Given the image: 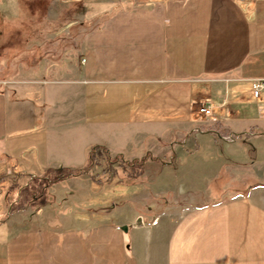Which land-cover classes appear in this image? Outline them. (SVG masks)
<instances>
[{
  "label": "crops",
  "instance_id": "crops-1",
  "mask_svg": "<svg viewBox=\"0 0 264 264\" xmlns=\"http://www.w3.org/2000/svg\"><path fill=\"white\" fill-rule=\"evenodd\" d=\"M61 11L31 27L36 35L23 61L11 60L10 47L0 43V72L10 74L0 77L6 175L45 178L48 171L82 167L93 145L137 161L166 159L167 149L178 158L202 144L217 153L223 143L221 155L196 157L199 166L166 163L171 177L185 167L180 181L171 182L183 187L178 193L205 190L215 197L143 222L137 228L146 230L143 238L101 219L74 223L75 229L63 228L60 219L14 221L15 229L0 228V264H264V90L258 97L252 90L254 80L264 79V0H157L117 8L90 25L75 54L45 62L36 52L61 41ZM0 14L21 17L1 7ZM201 100L213 105L211 117L198 114ZM127 130H133L130 146L119 142ZM6 194L14 198L18 190ZM132 221L124 222L126 231L138 227Z\"/></svg>",
  "mask_w": 264,
  "mask_h": 264
},
{
  "label": "rangeland",
  "instance_id": "rangeland-1",
  "mask_svg": "<svg viewBox=\"0 0 264 264\" xmlns=\"http://www.w3.org/2000/svg\"><path fill=\"white\" fill-rule=\"evenodd\" d=\"M132 3L129 0L5 1L4 5H0V7L2 9H11L12 11H16V13L19 12L21 17L19 19L17 17L14 20H7L3 19L0 14V43L2 42L1 44H6L5 46L10 47L7 51L11 52L8 56L11 60L23 61L24 56L29 51L26 43L33 40L36 35L32 32L33 28L31 27L43 25L46 19L49 21L56 19L57 14L62 10L61 12L64 13L66 24L64 26V33L61 35V41L47 44V50L45 48H38L36 52L37 56L35 57H42L46 62L55 55L59 56L61 53L64 54V57L66 55L69 56L75 54L76 48L80 47L81 49L83 39L86 31L90 29V25L97 26L98 24H102L104 16L117 8H134L131 7ZM68 9L71 10L70 13L67 12ZM37 38H39L38 35ZM47 39L54 41V36L51 37L50 35ZM45 51L48 53L43 54ZM11 66L14 69L15 66L13 64ZM9 75L6 71L2 70L0 72V77ZM132 131H125V135L120 137L121 140L119 142L127 143L128 146L134 144L135 141L130 136L133 133ZM237 141L239 140L236 139ZM148 142L152 143L146 140L145 145ZM95 146L97 145L88 148L87 153ZM200 146V150L196 148L190 149L188 154L184 156L178 155V158L174 155V150L172 151V149L166 150V159L163 157L157 159L156 156H137L139 157L137 158L139 163L133 167H126L122 163L124 161L131 164L132 161H136L132 160L134 157L132 154L122 155L117 151L109 150V157L107 156L109 160L115 161V157H120L117 163L112 164L119 170L120 174L113 173L112 171H116L113 170V167H111L112 171L105 172L103 166L106 167L107 165L105 161H102L98 166L99 168L92 166L89 170L87 169L86 162L82 167L75 166L67 169L70 173L65 176L58 177L55 171H48L43 176L45 178L35 176L30 179L29 177L20 179L13 172L6 175V168L2 160L0 161V205L5 212L3 213L1 210L3 214H0V220L8 219V217H10V220L16 219L12 220L10 224L0 225V228L15 229V224L13 225L14 221H30L34 225V223L39 221L42 223H53L56 219H60L66 224L62 226L63 228L75 229L74 223L101 219L102 223H112V226L116 227L118 232L127 237L139 235L143 238L147 235L145 229H143L145 231H140L137 228H141V226H138L131 227L126 231L123 229L126 227L124 222L133 220L131 223H134L138 217H142L143 222H145L144 226H146L153 217L162 216L163 213H179V207L183 206V204H203L213 201L215 194H211L210 191H186L178 193V189L181 191L183 187L171 185V182L180 181V176L184 174L185 168L179 167L176 176L173 175L171 177L169 175L171 167H177L180 163L182 165L186 163L190 166H193V164L199 166L200 161L194 160L196 157L208 160L209 155L220 154L222 147L225 148L223 143H219L217 145L218 152L211 153L205 148L204 144ZM171 160L173 161V165L168 167L166 163L170 164ZM208 163L210 164L211 162L208 161ZM81 169H87V171L79 174L77 171ZM60 171L66 172V169ZM110 172L112 173L110 174ZM126 173H134L137 176L131 177L128 175L127 177ZM199 173V171H196L192 174L198 177ZM168 177L169 180H167ZM187 187H184V189ZM13 188L18 190L17 197H7L6 191ZM190 188L188 187V189ZM6 199L13 204L5 205L4 200ZM14 200H17V202H14ZM10 205H15L17 210L14 207L10 208ZM15 210L17 213L14 215L13 212ZM82 233L85 234L84 231Z\"/></svg>",
  "mask_w": 264,
  "mask_h": 264
},
{
  "label": "trees",
  "instance_id": "trees-1",
  "mask_svg": "<svg viewBox=\"0 0 264 264\" xmlns=\"http://www.w3.org/2000/svg\"><path fill=\"white\" fill-rule=\"evenodd\" d=\"M130 2H133L131 5V7H144V6H147V7H151V5H153L154 3H156L157 2V0H151V1H149V0H129ZM144 1H146L145 3H141V2H144ZM129 8V7H128ZM108 152H107V150L104 148V147H100V146H95L92 150H90V152H89V156H88V162H87V169H89L90 170V168L92 167V166H99V164L102 162V161H105V163H106V167L105 166H103V170L105 171V172H107V171H110L111 170V167H113L114 169L113 170H116V171H112L113 173H115V174H118L119 173V170H117L112 164L113 163H117L118 162V160H119V156H117V157H115V161H112V160H109L108 159ZM122 163L126 166V167H133V166H135V165H138V161H132V163L130 164V163H128V162H124V161H122ZM118 164H120V163H118ZM99 168V167H98ZM87 169H81V170H78L77 172L79 173V174H82V173H84L85 171H87ZM57 174H58V177L59 176H65V175H67L68 173H70V171L69 170H66V172H61L60 170H58V171H55ZM112 172H110V174L112 173ZM88 173V172H87ZM120 174V173H119ZM127 174V177H128V175L129 176H131V177H136L137 175H135L134 173L132 174V173H126ZM125 174V175H126ZM124 175V174H123ZM99 181V180H98Z\"/></svg>",
  "mask_w": 264,
  "mask_h": 264
},
{
  "label": "built area",
  "instance_id": "built-area-1",
  "mask_svg": "<svg viewBox=\"0 0 264 264\" xmlns=\"http://www.w3.org/2000/svg\"><path fill=\"white\" fill-rule=\"evenodd\" d=\"M252 90L254 96L258 97L264 90V79H256L252 82ZM197 112L200 116L211 117L213 114V105L208 100H201L197 105ZM231 136H226L230 138Z\"/></svg>",
  "mask_w": 264,
  "mask_h": 264
},
{
  "label": "water",
  "instance_id": "water-1",
  "mask_svg": "<svg viewBox=\"0 0 264 264\" xmlns=\"http://www.w3.org/2000/svg\"><path fill=\"white\" fill-rule=\"evenodd\" d=\"M142 224H143L142 217H138V218L135 220V222L133 223L134 226H140V225H142ZM123 229L126 230L127 227H124Z\"/></svg>",
  "mask_w": 264,
  "mask_h": 264
}]
</instances>
